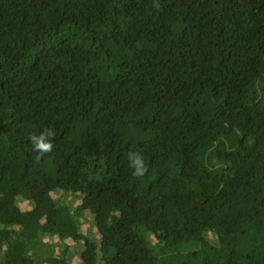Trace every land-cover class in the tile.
I'll use <instances>...</instances> for the list:
<instances>
[{"label": "trees", "instance_id": "obj_1", "mask_svg": "<svg viewBox=\"0 0 264 264\" xmlns=\"http://www.w3.org/2000/svg\"><path fill=\"white\" fill-rule=\"evenodd\" d=\"M0 264H264V0H0Z\"/></svg>", "mask_w": 264, "mask_h": 264}, {"label": "clouds", "instance_id": "obj_2", "mask_svg": "<svg viewBox=\"0 0 264 264\" xmlns=\"http://www.w3.org/2000/svg\"><path fill=\"white\" fill-rule=\"evenodd\" d=\"M55 136V132L52 128H45L39 134L35 132L29 135V140L32 144V149L37 153L36 160L39 161L41 156L45 153H49L53 149L52 139ZM130 166L133 169L132 175L142 176L147 171V165L139 153H128Z\"/></svg>", "mask_w": 264, "mask_h": 264}]
</instances>
